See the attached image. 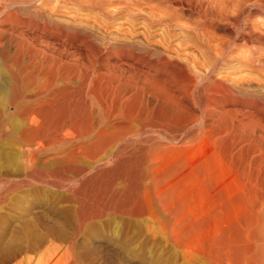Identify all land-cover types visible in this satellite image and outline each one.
<instances>
[{
	"label": "rangeland",
	"instance_id": "374dc122",
	"mask_svg": "<svg viewBox=\"0 0 264 264\" xmlns=\"http://www.w3.org/2000/svg\"><path fill=\"white\" fill-rule=\"evenodd\" d=\"M204 1L210 2L212 8L214 9L215 7L214 10L216 12H222V13L227 12L229 16H231L233 12L234 13L233 15L235 16L236 14L235 17H237L238 20L235 23L233 22L234 24L233 23L225 24V27H221L220 29L213 30L212 28L208 26V19L206 15L204 14L205 13L204 11L205 6L203 4ZM225 1L224 0H221V1L220 0H171V1L170 0H34L31 4L29 3L26 6L25 4H23L20 6L17 5L14 8H12L13 10L14 9L16 10L15 12L18 11L17 16L20 18L21 21L19 20L17 23L15 22L12 26L3 25L1 28L10 29L13 35H17V36H18V33L20 32L22 33L23 31L26 32L27 35L29 33L28 36L26 34H25L26 36L22 35L24 33H22L21 35L22 37L24 36L23 39L24 38L27 39L28 37L27 39L28 41L26 39L24 40H26L29 45H32V46H28L31 48L33 47L31 51L29 49V53H32L31 58L35 59L36 62L37 61L39 62V64L37 62L38 66H41L40 64H42V62H45L46 64H48L49 59H50L49 56L50 57L52 56L54 59L56 58L57 61L59 62L57 63L56 59L54 60L51 57L49 64H51L52 61L53 62L56 61L54 63L52 62V65H54L53 67H55V65L58 64L57 66L60 67L59 71H61V68L64 66V64L62 63H66L65 61H67V63L63 67L64 71H66L67 73H69L70 68L73 70L75 69V67H77L78 69H80L81 74L88 73V75L90 76L92 74V77L99 76L101 78H105L104 74H106L107 75V76L105 75L106 78L107 77L109 78L110 76V80H115L114 84L111 81V84L113 85V86L111 85V87L113 88V91L114 90L116 91L119 88L123 89L125 88V85L127 87V84H129V86L133 85L134 82L132 83V80L134 79V80H137L135 81L136 82L135 92L137 90V93H138V91L141 89H142L141 93L144 92L143 89H146L145 92L146 91L148 92V90H151V89L153 90V88H151V86L149 87L148 85H151L150 84L152 83L151 80H153L154 78L158 79V80L156 79L157 82H159L160 79L162 81H165L169 86L171 85L170 87L173 89H175L176 87L179 88L178 89L179 91L176 89L177 90L176 94L181 101L180 105L182 103H183L182 105L185 104V106H183L182 108L186 110L187 109L191 110L189 111L190 115L196 116V117L192 116V118L194 117L195 119V120L193 119V123L195 122L196 124L195 123L193 124L194 127L193 126L192 127L194 129L191 128V131H190L191 134H193L192 132L195 129H197L196 130L197 132L199 127L202 125L201 123H203V120L201 119H202L203 114L201 113L204 112L203 108H205L206 106L207 99L209 100L208 97L212 98V96L216 101L223 103L224 105L223 107L225 108V110L226 109L230 111L233 110L231 111L233 113L238 111L237 114L236 113L234 115L232 114V116H235L237 120L240 119V121L239 120L237 121L240 124L248 120L247 117H249V114H251L252 116L256 118L252 120L254 121L260 120L262 122H259V124L261 123L263 124L264 123V116H263L264 115L263 114L264 112L263 110L264 109V106H263L264 105V38H263V35H264V18H263L264 17V3L260 2L259 0H240L238 4H237V0H234V1L225 0ZM259 3H261L262 5H260ZM234 4L235 5L237 4V8H235V11H233L232 9L233 7H231ZM49 8L52 9V12H50L51 9L49 11L47 10ZM42 9H45V10H42ZM104 10L105 11L107 10V11L103 12ZM202 10L204 11V13L202 12ZM134 12L136 13L134 14ZM155 13L159 14L158 15L159 17H157V14ZM49 14H50V17H48ZM201 14H203V16ZM53 15L56 16L57 19H60V20L55 19L56 17H54ZM233 15L231 19L234 17ZM80 18L82 20H80ZM67 19L68 20L71 19L69 23ZM84 19H87V21L89 20L88 24L86 20H85V23L83 22ZM48 20H50L51 22ZM53 20L58 21V22H54ZM77 21H78L79 26L78 24H76ZM81 22L84 26L81 25ZM63 23L66 25H64ZM183 23L185 24L183 25ZM73 24L77 25V28H75L76 26ZM86 24L88 26L90 25L91 26L86 27ZM205 25L207 28L205 27ZM80 26L81 27L83 26V27L81 28ZM87 28L88 30H86ZM89 29H90V32H89ZM251 30L256 31V32L254 31L256 33V36L254 37L252 36L248 40V43L247 42L243 43L244 42L242 40L243 33L245 31H251ZM15 31L16 32L19 31V32L16 33ZM259 31L261 32V34ZM92 32H94V34ZM95 33L97 34L95 35ZM98 33H101L102 35L101 34L99 35ZM91 34H93L94 36ZM234 34L235 36H237L235 43L238 49L236 48L234 51H232L231 52L232 54L229 53L230 56H228V59H229V60L227 59L228 62L226 61L227 63L225 62L223 63L224 65H220L217 71L210 72L205 79H199V78L197 79V76L195 74L196 73L195 67L198 66L197 63L199 64L203 63L202 66L199 65L198 66L199 68L197 67L198 71H202L206 67H208L209 59L211 60V58L214 56L213 52L211 51L212 46L219 40H221L220 42L222 43L226 42L228 35L234 36ZM168 35H171V36H168ZM224 35L226 36L224 37ZM260 35H262L261 36L262 38H260ZM101 36H104V37H101ZM85 37L88 39H84ZM99 37L102 38L103 40L100 39ZM223 38L225 41H222ZM29 39L31 41H29ZM216 39H219V40H216ZM79 40H82V41H79ZM91 40L93 41V43L90 42ZM99 40H100V43L98 42ZM81 42L83 43L81 44ZM106 42L107 44L104 45V43ZM138 43L139 44L141 43L139 47H137ZM183 43H186L187 46ZM143 44H145V46ZM103 45L105 46V48H103L104 47ZM97 46H99V49H97L98 48ZM132 46L134 49H132ZM75 48L77 49V51ZM92 48H94V50ZM140 49H141V52L139 51ZM146 49H148L149 51L147 50L148 51L147 52ZM100 50L101 52L102 51L103 52L101 53ZM108 50L110 51V53L108 52ZM93 51L98 53L99 56L96 54L94 55ZM66 52H68L69 54L68 53L66 54ZM87 52L88 53L90 52L89 55L91 56L90 58L92 60L95 59L94 63H92L93 61H90L91 59L89 58V56L88 58L85 57L88 55ZM150 52L156 53L159 57L153 53H152L153 55L152 54L150 55ZM145 53L147 56L144 55ZM210 53L213 56H211ZM44 54L47 55L48 57H46ZM160 54L162 55L165 54L163 55L164 58ZM33 55L35 57H33ZM42 55H43V58H42ZM74 55L75 57H77L78 55V58L75 59ZM139 55L141 56L139 57ZM148 55L150 57H148ZM37 56L39 57V60L38 58H36ZM92 56L93 57L96 56V58L93 59ZM256 56L257 58L258 57L259 58L257 59ZM151 57H153L154 59L153 58L151 59ZM158 58L161 60L163 59L164 61L166 59V61L162 62ZM200 58L203 61H201ZM40 59L46 60V61H41ZM71 59L73 60L75 59L74 61H72V63L76 62V63H73V65L77 64L79 67L77 65L75 66L72 65L71 67L70 66ZM60 62L61 64L59 65ZM78 62L79 63L81 62L80 65ZM204 63H208V64L204 65ZM82 64H84L85 67ZM68 65L70 66V68ZM91 65L95 66V67H92V72L89 71V68H87L88 70L85 69L88 66L91 67ZM186 65H191V67L187 66L186 68ZM148 66L150 67L151 71L145 72L148 70L149 68ZM177 67L179 68V70ZM171 68L173 72L171 71ZM192 68L193 69L195 68V69L193 70ZM101 69H102V73L100 71ZM104 69L106 71L108 69V72H105ZM113 69H115L116 73L115 71L113 72ZM130 69H132V71ZM72 70H70V73H72ZM138 70L142 72L143 74L144 72L147 74L149 73V75L150 76L152 75L151 77H154V78L152 79L150 77L151 79L150 80L148 78L149 75L144 74L146 78L144 79V77L142 78L143 74L141 75V73ZM190 70H191V73H190L191 75L189 74ZM110 71L112 73V76L114 74L115 75L121 74V76L114 75L112 78L111 75H108ZM99 73L100 75L101 74L103 75L100 76ZM139 73L141 76L139 75ZM162 74L166 76L163 77ZM169 74L170 75L173 74V75L170 76ZM223 74H225L226 76ZM183 75L185 76L183 77ZM136 76L138 79H136ZM189 76L190 77L193 76L195 79L193 77L192 78L196 82L194 86L195 91L193 90L192 92L193 96L192 94L190 95L187 94V92L190 90L188 87L189 85H191L189 83L194 82V81L191 82L192 78L190 79ZM215 76L219 77L218 80ZM222 76H224L223 77L224 80L221 78ZM140 77L142 78L141 81L142 83H144V86L141 85L142 83H140L139 81ZM127 78L131 79L130 80L131 84H130V81L124 80ZM209 78L210 80H207ZM211 78L212 79L216 78L215 82L223 85L219 87L224 88L225 92L227 90V93L223 92L225 93L223 94L222 93L223 89L221 88L222 89L221 91V89L218 87L215 89L218 91V94L220 93L219 95L217 93L216 95L214 94V92H217L215 89H212L211 91L209 90L211 92L210 94L208 89H211V88L210 87L206 88V86L209 83L211 84L213 82ZM238 78L239 79L241 78V80H239ZM143 79L146 82L143 81ZM148 79L150 81L149 84L147 81ZM187 80H189L188 83H187ZM125 81L129 83H125ZM230 81L231 83L233 81L234 85L227 83ZM236 81L238 82L236 83ZM165 82H159V84L161 83L164 84ZM184 84H186V87H184ZM140 85L142 87H139ZM168 85L166 86L168 87ZM238 87L241 89H238ZM202 88L206 90V92ZM199 89L201 90L200 92H199ZM152 90L149 91L150 93L148 92L145 94L152 95L151 93H153L155 97L160 98L158 101L163 99L162 98L163 95L160 94V92L158 93V95L160 94L162 97L161 96L159 97L157 93L155 94V91L154 90L152 91ZM183 90L185 91V93L183 92ZM196 90L198 92H196ZM213 90L214 92H212ZM201 92H204V93L201 94ZM178 93L179 94L181 93L183 97L181 95L179 96ZM206 95H207V98H205ZM184 97L187 100H190L191 98L192 99L196 98V99H194L191 102L190 101L188 102L187 100L185 101ZM201 97L204 98V100ZM213 98L212 100H214ZM192 106L194 108L195 107L197 108L194 109ZM192 110L193 112L196 110L195 114L192 112ZM198 112H200L201 115ZM259 112H261L262 114ZM242 116L244 117L247 116V117L244 118ZM241 117L242 119L243 118L244 119L242 120ZM196 118L199 123L196 121ZM251 118L252 117L250 116V120ZM95 121H97V119H95ZM156 122L157 120H154V122L153 120L152 121L150 120L149 124L151 123L150 125L151 126L153 125L152 128L153 129L156 128L157 131L153 132L154 130H150V131L146 130L147 134L144 131L143 134L141 133L142 135L139 136L140 138L136 137L134 134H130L128 137L130 138L131 136V139H130L131 141L129 140L130 143L128 145L127 143H124V145H121L122 143L118 145H113L111 142L112 137L104 139L105 142H103L104 140H102L101 142L103 143L100 142V145L98 143L96 144L97 146L95 145L96 147L92 146L90 148L91 150L90 149L88 150V155H84L82 158L79 157L78 159H76V163H75L76 168H74V165L73 166L71 165L72 163L66 162L67 166L70 165V167L68 166L67 168V169L70 168L68 171H62L60 169L59 166L63 164L62 161L59 160L60 163H58L57 160H56L57 162H54V158L56 156L54 157L53 152L52 153L49 152V154L47 153L46 154L47 156L45 155L46 157L37 158L38 161L35 159L31 163L32 164L31 165L29 162H26V161L24 162V160L20 156L13 154V152L18 149L19 147L18 145H14V144L9 145L8 142L1 140L0 141V146H1L0 147V264H61V263L62 264H71V263L72 264H215L217 263L214 261L220 260L219 255H217L218 257L217 259H215L216 257H215L214 252H212L214 255L211 254V251L213 249L211 250L207 248L208 244L206 242L209 236L208 234H210L209 231L210 230L212 231V228H214V226L212 225L213 222L220 218V213L216 212L218 213V215L214 214V211L218 210V207H219V203H217L218 198L217 200L215 199V196H217V194L215 195V193L218 192L217 189L220 183L217 184L216 182H214V180L217 177H218L217 179H219L220 177V179L219 180L216 179V181L217 182L221 181V184L224 183L225 185L226 178L222 174V171H218V170L217 172L215 170L217 177H215L213 173V176H214L213 181H212V177H209L208 175L207 176L205 175V177L201 178L202 174L201 175H198V173L193 174L191 168L198 166V164L200 165V162L203 160V158L208 157L207 155H209L210 153V145H208V143H203L205 148H203V145L202 146L198 145V147L194 146L192 149H196L195 151L190 150V149L179 151L177 152L179 156L178 155L177 157L175 156L176 158L173 157L176 154V151L175 153L174 151L169 153L168 155L171 158L168 156V159L166 157L163 159L164 161L163 160L161 161L163 164H165L164 167L166 166L167 163H168L167 165H170V166H166V168L171 167L170 168L171 171L168 168L169 172L167 171V169L166 170L164 169L165 171L159 172V174L155 173V175L153 173H151V175L150 173L149 174L145 173L143 171L144 169H146L144 168V165L146 164L145 167H147V164H150V163L148 160L142 158L143 156L145 157L147 154V151H145L144 149L148 150L149 147L152 148L153 145L155 146L156 144H158L157 143L158 141H160L159 144L164 143L165 138L162 137V135L167 136L169 133L175 134V131H171V130H176L173 128L174 124L173 126L171 124L170 125L171 127L169 126L170 128H168V125L163 123L162 121H158L160 124L157 122L160 126ZM154 123H156V125H154ZM256 123H258V121H256ZM196 125L198 127H196ZM260 127L261 126L255 127L253 129L255 139H258L259 137H263L264 139V132L263 133L259 132L264 127V124L262 128ZM163 128H164V131H163ZM257 128H260V130H257ZM149 133L154 135V136L150 135L153 138L149 136ZM156 133L158 136L156 135ZM258 134L260 135L259 137H258ZM171 135L173 134H169V136ZM177 137H178L177 139H179L180 136L177 135ZM183 137L185 138V136ZM132 140L133 142L135 140L134 143L136 144V146L132 142ZM145 140L151 143L154 141L153 142L154 144L152 145L151 143L147 144V142L146 143L143 142ZM82 141H85V140H82ZM130 144H132V146L129 147ZM11 145L12 147H15L13 149H16V150H13L11 147H9ZM110 145L111 146L113 145L112 147L114 146L115 147L112 149ZM138 145L140 147L142 146L143 147L139 148ZM104 146H106V148ZM119 146H123L122 151L120 150L122 148ZM62 147L65 148L66 145ZM124 148H126V150ZM137 148L142 149V150H139ZM8 149L11 152L7 151ZM136 149L138 150V152H136ZM92 150L99 152L97 153L98 156H94ZM105 150H108L110 152L113 151V152L106 153L107 151ZM127 150L130 151L131 153L128 152ZM2 151H4V154H1ZM103 151H104V154H103ZM126 151L128 152V154L126 153ZM9 152L12 155L11 154L9 155ZM180 152L181 153L184 152V153L181 154ZM105 153L108 155H106ZM143 153L144 154L146 153V154L142 155L141 157V154ZM172 153L174 155L171 156ZM200 153L202 154L200 155ZM105 155L108 156L107 158L109 159L106 158L107 159L106 160ZM119 155H121L120 158H119ZM132 155L134 156V158L136 157V155L140 157L139 158L136 157V159H134V158H131L133 157ZM48 156L50 157V160ZM100 156L102 157L104 156L103 159L102 157L100 158ZM111 157H114V158L112 159ZM172 157H173V160H172ZM83 158L85 161L82 160ZM86 158L88 161H86ZM90 158H91V161H89ZM40 159H43V160H40ZM95 159H98V160H96L95 162ZM133 159L135 161H137V159H140L141 161L144 159L146 163H144V160L142 163L139 160L140 162L139 163V162L132 161ZM166 159L167 161L165 163ZM169 160L173 162L169 163ZM188 160H190L189 162L191 161L192 162L189 163ZM182 161L185 165L182 163ZM93 162H95L94 165L95 164L97 165L94 166ZM100 162H103L104 164ZM189 164L191 167L189 166ZM141 165L143 167H141ZM79 166H81L82 168H80ZM137 166H139V168L141 167L142 169L140 170ZM136 167L138 168L137 170H135ZM175 167H177V169ZM52 168L53 170H51ZM55 168H57L58 170ZM88 169H90L91 172ZM69 171H73V172H69ZM218 172L220 173V176H218L219 175ZM165 174H167V177L165 176ZM195 174L199 176L198 177L199 179L197 178ZM156 175H158V177H156ZM151 177L153 180L151 179ZM210 180L214 183H212ZM206 182H207V186H206ZM202 185H205V187H208V188H205ZM206 190L207 191L209 190V192H207ZM205 203L206 204L209 203V204L206 205ZM214 206L217 207L216 210H214L215 208ZM209 214L213 216L211 218L214 219L215 217L216 219H214L213 221H210L211 218L209 217L210 216ZM192 216L195 218H193ZM82 219L83 221L79 222V220H82ZM198 224L203 225V226L201 227ZM206 229L208 231H206ZM232 233H233L231 234L232 240H234L233 242H235V240H237L236 235L233 231ZM196 235L197 236L200 235L199 238ZM72 242L74 243L73 252L70 251ZM235 243H237V241ZM202 244L203 245L206 244L204 245L205 248L203 247ZM202 249H204L205 251ZM215 253L218 254V252H215ZM209 255H210V258L208 257ZM213 256L215 258H213ZM66 259L67 261H65Z\"/></svg>",
	"mask_w": 264,
	"mask_h": 264
},
{
	"label": "bare ground",
	"instance_id": "6f19581e",
	"mask_svg": "<svg viewBox=\"0 0 264 264\" xmlns=\"http://www.w3.org/2000/svg\"><path fill=\"white\" fill-rule=\"evenodd\" d=\"M34 0H0V141L4 140L6 142L10 144H14V145H18V149H13L15 147H11L13 150H16L13 152V154L20 156L24 162H29L30 164L37 158H42V157H46L47 153L49 154V152H53L54 154V162L60 163V161L63 162V164H61L59 166L60 169L62 171H68L69 169L68 166L70 167V165L67 166V163H72L71 165H74L75 167V163H76V159H78L79 157H83L84 155H88V150L92 147L95 146L96 144L100 142L106 138L112 137V144L113 145H124V143H127V145L130 143V138L128 137L130 134H134L136 137H139L140 135L143 134V132L146 130H154L153 132L157 131V129H153L152 126L149 124L150 120L154 122V120L158 121H162L163 123L168 125V128H170L171 124L173 126L174 129L176 130H171L173 128H171V131H175L174 133H169V134H173L171 136H169V134L167 136H163L165 138L164 143H160V141H158L155 146L153 145L152 148L149 147V149H144L145 151H147L146 154V158L142 155H145L144 153L141 154V157L148 160L150 164H147V167H145L144 165V169L143 171L147 174L153 173L155 175V173L159 174V172L165 171L167 169V171L171 168L168 167L166 168V166H170L167 165L164 167L165 164H163L161 161L167 157L168 159V154L171 153L172 151H176V154L174 155L173 153L171 154L174 155L173 157H177V152L179 151H184L187 149L190 150H196V149H192L194 146L200 145L202 146L203 143H208V145H210V153L209 155H207L208 157L203 158V160L200 162V165L198 164V166H195L193 168H191L193 174L194 173H198V175H201L203 177H205V175L212 177V181H213V173L215 175V177H217L215 170L217 172L218 171H222V174L225 176L226 178V183L224 185V183L221 184V181H216V178L214 180V182H216L217 184L220 183L217 191V193H215V195L217 194V196H215V199L218 201L217 203H219V207L218 210H216L217 207L214 208V214L218 215V213H220V218L218 220H215L213 222V226L214 228H212V231L210 230L208 234V239H207V244L209 249H213L211 251V254H213L212 252H214L215 257L213 256V258L217 259V255H219L220 260H216L214 262H217L215 264H264V139L263 137H259L260 135L258 134V139H255L254 137V133H253V129L255 127H259L260 128L263 127V124H259V122H262L260 120H256L258 121V123H256V121L252 120V119H256L254 116H252L251 114H249L248 120L244 121L243 123H239L237 122L238 120L240 121V119H236L235 116H232V114L234 115L235 113L237 114V112H231L233 110H225V108L223 107V103L216 101L213 96L212 98L214 100H212V98L208 97L209 100L207 99L206 101V106L204 109V112L201 113L203 114L202 119L203 123H201L198 131L196 132L197 129H195L191 134V128L194 127V123H193V119L192 116L195 115H190L189 111L191 110H186L183 109L182 107L185 106L184 105H180L181 101L179 99V97L177 96V90L179 88H171L165 81H162L161 79L159 80V82H165L164 84L161 83L159 84V82L156 81V79L154 77H151L149 75V73H145V72H150L151 69L150 67L148 68L147 71L144 72V74L149 75V79L150 77L156 82H154L153 80L152 83H150L149 79L148 84L150 83L151 85H148L149 87L151 86V88H153V90L155 91V94L160 92V94L163 95V97L159 94L158 96L162 97L163 99H161L160 101H158L160 98L155 97L153 93L150 94H145L148 93L151 90H148V92L144 90V94L141 93V90L138 91L137 90L135 92V84L137 80H132L133 85L127 84V87L125 85V88L123 89H117L116 91H113V88L111 87V81L114 84L115 80H110V76L109 78H106V74H104L105 78H101L99 76H94L92 77L88 75V73H82L80 69H78L77 67H75V69H71L70 66L72 67L73 62L77 57H75V59H71V65L69 66L70 70H72V73H67L66 71H64V66L67 63V61H65L66 63H62L64 64V66L61 68V71H59V66L55 65V67H53L54 65H52L50 63V59L51 57L49 56V63L46 64L45 62H42V64H40L41 66H38L37 62L35 61V59L31 58L32 53H29V49L31 51V47L28 46H32L29 45L27 43V39L24 40L22 35H27L26 32H22L24 34H22L21 32L18 33L17 35H13L12 31L10 29H2L1 27L3 25H10L12 26L15 22L17 23L20 18L17 16V12H15L16 10L12 9L15 6H20L25 4V6L27 4H31ZM171 1V0H170ZM221 1V0H220ZM225 1V0H224ZM230 1V0H229ZM234 1V0H233ZM260 2L264 3V0H259ZM129 2V1H128ZM164 2V1H163ZM167 2V1H166ZM226 2V1H225ZM224 2V3H225ZM240 2V0H237V4ZM125 3V2H124ZM130 3V2H129ZM251 3V2H250ZM128 4V3H127ZM204 11L202 10V12L206 15L207 19H208V26L210 28H212L213 30L215 29H220L221 27H225V24H230V23H235L238 19L235 14V16L233 15L234 13L232 12L231 16H229V14L226 13H222V12H216L211 6L210 2H205L204 1ZM230 4V3H229ZM237 4L231 6L233 7V11H235V8H237ZM252 4V3H251ZM255 4V3H253ZM260 5H262L261 3H259ZM33 5V4H32ZM247 5V4H246ZM31 6V5H30ZM216 6V5H215ZM253 6V5H252ZM23 7V6H22ZM21 7V8H22ZM29 7V6H28ZM192 7V6H191ZM229 7V8H231ZM20 8V7H19ZM45 8V7H44ZM54 8V7H53ZM115 8V7H114ZM174 8V7H173ZM181 8V7H180ZM249 8V6H248ZM255 8V7H253ZM25 9V8H24ZM23 9V10H24ZM36 9V8H35ZM51 8L47 9L48 11ZM107 9V8H106ZM111 9V8H110ZM152 9V8H151ZM247 9V8H246ZM38 10V9H37ZM45 10V9H42ZM108 10V9H107ZM106 10V11H107ZM131 10V9H130ZM137 10V9H136ZM135 10V11H136ZM194 10V8H193ZM218 10V9H217ZM248 10V9H247ZM41 11V10H40ZM105 10L103 12H106ZM156 11V10H155ZM198 11V10H197ZM215 11V12H214ZM222 11V10H221ZM249 11V10H248ZM26 12V11H25ZM43 12V11H42ZM50 12H52V9L50 10ZM201 12V13H202ZM244 12V10H243ZM20 13V12H19ZM22 13V12H21ZM27 13V12H26ZM34 13V12H33ZM49 13V12H48ZM102 13V12H100ZM112 13V12H111ZM136 12H134L135 14ZM147 13V12H146ZM151 13V12H150ZM192 13V12H191ZM197 13V12H196ZM246 13V12H245ZM38 14V13H37ZM44 14V13H42ZM41 14V15H42ZM51 14V13H50ZM50 14L48 17H50ZM55 14V13H54ZM104 14V13H103ZM132 14V13H131ZM142 14V13H141ZM157 14V13H155ZM195 14V13H194ZM250 14V13H249ZM23 15V14H22ZM48 15V14H47ZM74 15V14H73ZM79 15V14H78ZM100 15V14H98ZM112 15V14H111ZM133 15V14H132ZM153 15V14H152ZM159 14H157V17ZM200 15V14H199ZM203 16V14H201ZM232 15L234 16L232 19ZM20 16V15H19ZM35 16V15H34ZM38 16V15H37ZM54 16V15H53ZM82 16V15H81ZM86 16V15H85ZM134 16V15H133ZM150 16V15H149ZM170 16V15H169ZM188 16V15H187ZM250 16V15H249ZM22 17V16H21ZM29 17V15H28ZM43 17V16H42ZM47 17V19H48ZM56 17V16H54ZM84 17V16H83ZM156 17V18H157ZM197 17V16H196ZM205 17V16H204ZM203 17V19H204ZM246 17V16H245ZM253 17V16H252ZM26 18V17H25ZM31 18V17H30ZM36 18V17H35ZM59 18V17H58ZM102 18V17H101ZM249 18V17H248ZM264 18V17H263ZM57 19V17L55 18ZM150 19V18H149ZM159 19V18H158ZM194 19V18H192ZM198 19V18H197ZM206 19V20H207ZM28 20V19H27ZM51 20V18H50ZM48 20V21H50ZM60 20V19H57ZM71 20V19H70ZM70 20L67 19L68 23L70 22ZM76 20V19H75ZM80 20H82L80 18ZM85 20L88 24L87 19H84V23ZM93 20V19H92ZM151 20V19H150ZM157 20V19H155ZM160 20V19H159ZM21 21V20H20ZM30 21V20H29ZM32 21V20H31ZM38 21V20H37ZM54 22H58L53 20ZM66 21V20H65ZM66 21V22H67ZM73 21V20H72ZM79 21V19H78ZM78 21L76 24H78ZM163 21V20H162ZM243 21V19H242ZM248 21V20H247ZM35 22V21H34ZM51 22V21H50ZM49 22V23H50ZM131 22V21H130ZM151 22V21H150ZM206 22V21H205ZM29 23V22H28ZM39 23V22H38ZM75 23V21H74ZM233 23V24H234ZM241 23V21H240ZM35 24V23H34ZM41 24V23H40ZM60 24V22H59ZM64 24V23H63ZM86 24V27L88 26ZM90 24V23H89ZM185 23H183L184 25ZM197 24V23H196ZM247 24V23H246ZM66 25V24H64ZM69 25V24H68ZM67 25V26H68ZM72 25V24H70ZM75 25V24H73ZM81 25L82 22H81ZM165 25V24H164ZM170 25V24H169ZM182 25V24H181ZM187 25V24H186ZM239 25V24H238ZM45 26V25H44ZM51 26V24H50ZM55 26V25H54ZM77 28V25H75ZM79 26V24H78ZM84 26V25H83ZM82 26V27H83ZM91 26V25H90ZM88 26V27H90ZM94 26V25H93ZM144 26V25H143ZM250 26V25H249ZM73 27V26H71ZM81 27V26H80ZM81 27V28H82ZM84 27V28H86ZM170 27V26H169ZM172 27V26H171ZM184 27V26H183ZM206 27V25H205ZM231 27V26H230ZM240 27V26H239ZM12 28V27H10ZM43 28V27H42ZM103 28V27H102ZM207 28V27H206ZM249 28V27H248ZM258 28V27H257ZM27 29V28H26ZM37 29V28H36ZM45 29V28H44ZM172 29V28H171ZM174 29V28H173ZM184 29V28H183ZM234 29V28H233ZM254 29V28H253ZM260 29V28H259ZM34 30V29H33ZM74 30V29H73ZM88 30V28L86 29ZM168 30V29H167ZM178 30V29H177ZM188 30V29H187ZM186 30V31H187ZM77 31V30H76ZM92 31V30H91ZM127 31V30H126ZM133 31V30H132ZM135 31V30H134ZM230 31V30H229ZM255 30H251V31H245L243 33V43H248V40L253 36H256V31ZM56 32V31H55ZM60 32V31H59ZM73 32V31H71ZM82 32V31H81ZM80 32V33H81ZM90 32V29H89ZM111 32V31H110ZM109 32V33H110ZM260 32V31H259ZM258 32V33H259ZM263 32V31H262ZM67 33V32H66ZM86 33V32H84ZM88 33V31H87ZM94 34V32H92ZM116 33V32H114ZM145 33V32H144ZM189 33V32H188ZM214 33V32H213ZM22 34V35H21ZM91 34V35H93ZM97 33H95L96 35ZM99 35L101 33H98ZM227 34V33H226ZM261 34V32H260ZM21 35V36H20ZM25 35V36H26ZM29 35V33H28ZM27 35V36H28ZM31 35V34H30ZM87 35V34H86ZM85 35V36H86ZM102 35V34H101ZM237 35V34H236ZM263 35V34H262ZM260 35V38H262ZM66 36V35H65ZM70 36V35H69ZM94 36V35H93ZM98 36V35H97ZM123 36V35H122ZM160 36V35H159ZM171 36V35H168ZM182 36V35H181ZM196 36V35H195ZM207 36V35H206ZM205 36V37H206ZM212 36V35H211ZM210 36V37H211ZM226 35H224L225 37ZM76 37V35H75ZM88 37V36H87ZM104 37V36H101ZM155 37V36H154ZM184 37V36H183ZM191 37V36H190ZM189 37V38H190ZM215 37V36H214ZM30 38V37H29ZM82 38V37H80ZM100 38V37H99ZM98 38V39H99ZM162 38V37H161ZM185 38V37H184ZM194 38V37H193ZM212 38V37H211ZM209 38V39H211ZM217 38V37H216ZM220 38V37H218ZM236 38L237 36L233 35H228V41L226 39V42H220L221 40H219L218 42H216L213 46H212V52L214 54L210 55L213 56L211 58V60L209 59L208 63H204V65L208 64V67H206V71L204 68V70L202 71H198L197 69L199 68L198 66H202V64L197 63L198 66H194L196 68V76L197 79H205L208 74L210 72H214L217 71L218 67L220 65H224L223 63H225L226 61L228 62V56L229 53H231L232 51H234L236 48L238 49L237 45H236ZM264 38V35H263ZM31 39V38H30ZM29 39V41H31ZM64 39V38H63ZM84 39H88V38H84ZM83 39V41H84ZM94 39V37H93ZM97 39V40H98ZM102 39V38H100ZM130 39V38H129ZM140 39V38H139ZM181 39V38H180ZM196 39V38H195ZM215 39V38H214ZM67 40V39H66ZM96 40V39H95ZM103 40V39H102ZM101 40V41H102ZM138 40V39H137ZM182 40V39H181ZM213 40V39H211ZM215 40V41H216ZM253 40V39H252ZM260 40V39H259ZM82 41V40H79ZM78 41V42H79ZM86 41V40H85ZM89 41V40H87ZM108 41V40H107ZM222 41H225L224 38ZM238 41V40H237ZM262 41V40H261ZM90 42L93 43V41L91 40ZM100 43V40L98 41ZM105 42V41H103ZM210 42V41H209ZM251 42V41H250ZM83 42H81L82 44ZM102 43V42H101ZM157 43V42H156ZM241 43V42H240ZM95 44V43H94ZM98 44V43H97ZM107 44L104 43V45ZM110 44V43H109ZM132 44V43H131ZM135 44V43H134ZM141 44V43H140ZM139 43L137 44L139 47L140 45ZM158 44V43H157ZM156 44V45H157ZM186 45V43H183ZM207 44V43H206ZM213 44V42H212ZM96 45V44H95ZM103 45V46H104ZM127 45V43H126ZM145 46V44H143ZM142 45V46H143ZM160 45V43H159ZM211 45V44H210ZM78 46V45H77ZM83 46V45H82ZM86 46V45H85ZM84 46V47H85ZM89 46V45H88ZM111 46V45H110ZM113 46V45H112ZM130 46V45H129ZM187 46V45H186ZM246 46V45H244ZM87 47V46H86ZM85 47V48H86ZM99 49V46H97ZM166 47V46H165ZM178 47V46H177ZM176 47V48H177ZM90 48V47H89ZM105 48V46L103 47ZM129 48V47H128ZM127 48V49H128ZM146 48V47H145ZM187 48V47H186ZM76 49V48H75ZM88 49V48H87ZM94 50V48H92ZM132 49L133 46H132ZM150 49V48H148ZM146 49V51L148 50ZM162 49V47H161ZM175 49V48H174ZM111 50V49H110ZM125 50V49H124ZM156 50V49H155ZM190 50V49H189ZM65 51V50H64ZM77 51V49H76ZM75 51V53H76ZM79 51V49H78ZM82 51V50H81ZM87 51V50H86ZM107 51V50H105ZM113 51V50H112ZM121 51V50H120ZM141 52V49L139 50ZM149 51V50H148ZM147 51V52H148ZM153 51V50H152ZM159 51V50H158ZM161 51V50H160ZM180 51V50H179ZM35 52V51H34ZM85 52V50H84ZM91 52V50H90ZM89 52V53H90ZM94 55H98V53H96L95 51ZM101 52V50H100ZM103 52V51H102ZM101 52V53H102ZM108 52L110 53V51L108 50ZM107 52V53H108ZM169 52V51H168ZM175 52V51H174ZM68 52H66L67 54ZM79 53V52H77ZM88 53V52H87ZM86 53V54H87ZM85 56L86 58L91 57L90 55ZM112 53V52H111ZM131 53V52H130ZM137 53V51H136ZM153 52H150V55ZM184 53V52H183ZM187 53V52H186ZM31 54V55H30ZM65 54V55H66ZM69 54V53H68ZM85 54V53H84ZM93 54V53H92ZM139 54V53H138ZM137 54V55H138ZM156 54V53H153ZM152 54V55H153ZM199 54V52H198ZM197 54V55H198ZM207 54V53H206ZM232 54V53H231ZM45 55V54H44ZM104 55V54H103ZM102 55V56H103ZM107 55V54H106ZM142 55V54H141ZM139 55V57L141 56ZM146 55V53L144 54ZM157 55V54H156ZM154 55V56H156ZM162 55V54H160ZM165 55V54H163ZM162 55V56H163ZM182 55V54H181ZM39 56V54H38ZM38 58L39 60V57ZM41 56V55H40ZM46 57H48L47 55H45ZM99 56V55H98ZM147 56V55H146ZM158 56V55H157ZM193 56V55H192ZM190 56V57H192ZM33 57H35L33 55ZM93 57V56H92ZM135 57V56H134ZM148 57H150L148 55ZM159 57V56H158ZM161 57V56H160ZM187 57V56H185ZM238 57V56H237ZM43 58V55H42ZM53 58V57H52ZM71 58V57H69ZM73 58V56H72ZM96 58L93 57V59ZM130 58V56H129ZM147 58V57H146ZM153 57H151L152 59ZM157 58V57H156ZM164 58V56H163ZM203 58V57H201ZM200 58V59H201ZM254 58V57H253ZM257 58V56H256ZM259 58V57H258ZM257 58V59H258ZM54 59V58H53ZM56 59V58H55ZM54 59V60H55ZM91 59V58H90ZM128 59V58H127ZM150 59V60H151ZM154 59V58H153ZM159 59V58H158ZM157 59V60H158ZM181 59V58H180ZM228 59V60H227ZM231 59V58H230ZM41 60V59H40ZM69 60V59H68ZM87 60V59H86ZM95 60V59H94ZM94 60H90L93 61L92 63H94ZM100 60V59H99ZM138 60V59H137ZM136 60V61H137ZM141 60V59H140ZM143 60V59H142ZM146 60V59H144ZM161 60V59H159ZM169 60V59H168ZM246 60V59H245ZM41 61H46V60H41ZM40 61V63H41ZM57 61V59H56ZM54 61V62H56ZM62 61V60H61ZM89 61V60H88ZM87 61V62H88ZM132 61V60H131ZM162 62L164 61L163 59L161 60ZM166 61V59H165ZM164 61V62H165ZM201 61H203L201 59ZM48 62V61H47ZM53 62V63H54ZM59 61H57L58 63ZM64 62V61H63ZM100 62V61H99ZM143 62V61H142ZM148 62V61H147ZM160 62V61H159ZM205 62V61H204ZM207 62V61H206ZM226 62V63H227ZM44 63V64H43ZM79 63V62H78ZM81 63V62H80ZM79 63V65H80ZM101 63V62H100ZM181 63V62H180ZM193 63V62H192ZM257 63V62H256ZM56 64V63H55ZM61 64V62L59 63V65ZM70 64V63H68ZM102 64V63H101ZM107 64V63H106ZM142 64V63H141ZM144 64V63H143ZM77 64H74L73 66H75ZM84 66V64H82ZM89 65V64H88ZM95 65V64H94ZM98 65V64H97ZM103 65V64H102ZM105 65V63H104ZM138 65V64H137ZM140 65V64H139ZM152 65V64H151ZM178 65V64H177ZM183 65V64H181ZM192 65V64H191ZM191 65H186L190 66ZM196 65V64H195ZM203 65V66H204ZM78 66V65H77ZM87 66V64H86ZM90 66V65H89ZM86 67L85 69L89 68V71L92 72V67H95L93 65H91V67ZM141 66V65H140ZM79 67V66H78ZM82 67V66H81ZM85 67V66H84ZM83 67V68H84ZM109 67V66H108ZM133 67V66H132ZM153 67V66H152ZM151 67V68H152ZM155 67V66H154ZM179 67V66H178ZM177 67V68H178ZM182 67V66H180ZM184 67V66H183ZM188 67V68H190ZM198 67V68H197ZM205 67V66H204ZM223 67V66H222ZM67 68V67H66ZM74 68V67H73ZM82 68V69H83ZM91 68V69H90ZM107 68V67H106ZM105 68V69H106ZM110 68V67H109ZM140 68V67H139ZM146 68V67H145ZM194 68V69H195ZM208 68V69H207ZM104 69V70H105ZM156 69V68H155ZM184 69V68H183ZM193 69V68H192ZM193 69V70H194ZM66 70V69H65ZM88 70V69H87ZM96 70V69H95ZM132 71V69H130ZM144 70V69H143ZM154 70V69H153ZM170 70V69H168ZM175 70V69H174ZM179 70V68H178ZM187 70V69H186ZM185 70V71H186ZM68 71V70H67ZM86 71V70H85ZM102 73V69L100 70ZM99 71V72H100ZM115 71V69H113V72ZM137 71V70H136ZM139 71V70H138ZM172 71V68H171ZM181 71V70H180ZM178 71V72H180ZM188 71V70H187ZM222 71V70H221ZM239 71V70H238ZM87 72V71H86ZM97 72V71H96ZM105 72H108L105 70ZM122 72V71H121ZM140 72V71H139ZM169 72V71H168ZM173 72V71H172ZM193 72V71H192ZM195 72V71H194ZM220 72V71H219ZM104 73V71H103ZM111 73V71H110ZM108 75L112 76V73ZM116 73V71H115ZM118 73V71H117ZM141 75L143 74L142 72H140ZM139 73V75H140ZM154 73V72H153ZM175 73V72H174ZM183 73V72H182ZM191 73V70L189 72V74ZM217 73V72H216ZM98 74V73H97ZM130 74V73H129ZM142 76V78L145 76ZM194 74V73H192ZM228 74V73H227ZM100 75V73H99ZM103 75V74H101ZM100 75V76H101ZM106 75V76H105ZM115 75V74H114ZM113 75V76H114ZM116 75H120L121 74H116ZM115 75V76H116ZM140 75V76H141ZM158 75V73H157ZM163 75V74H162ZM170 75V74H169ZM173 75V74H171ZM170 75V76H171ZM191 75V74H190ZM217 75V74H216ZM220 75V73H219ZM225 75V74H223ZM112 76V78H113ZM127 76V75H126ZM166 75H163V77ZM185 75H183L184 77ZM188 76V74H187ZM186 76V77H187ZM226 76V75H225ZM103 77V76H102ZM168 77V76H167ZM190 77V76H189ZM193 77V76H192ZM190 77V79L192 78ZM210 77V76H209ZM214 77V76H212ZM218 80L219 77L215 76ZM224 76H222L221 78L223 79ZM111 78V79H112ZM142 78L140 77L139 81L140 83H142ZM194 78V77H193ZM193 78L191 79V82L194 81ZM212 79L213 82L210 84H205L207 85L206 88H211L208 89V91L218 88L219 86H223L221 84H218L217 82H215V79ZM128 79V78H127ZM124 79L126 81H130L131 79ZM136 79L137 76H136ZM143 79V81H145ZM195 79V78H194ZM239 79V78H238ZM237 79V80H238ZM123 80V81H124ZM158 80V79H157ZM207 80H210L207 79ZM224 80V79H223ZM231 80V79H230ZM241 80V78L239 79ZM249 80V79H248ZM118 81V79H117ZM122 81V79H121ZM125 83H129L126 82ZM138 81V82H139ZM177 81V80H176ZM189 80H187L188 83ZM204 81V80H203ZM146 82V81H145ZM179 82V81H178ZM199 82V80H198ZM209 82V81H208ZM211 82V81H210ZM221 82V81H220ZM235 82V81H234ZM238 81H236L237 83ZM120 83V82H118ZM122 83V82H121ZM169 83V82H168ZM180 83V82H179ZM195 81L192 83H189L191 85H189V91L187 92V94H192L193 96V90H194V86H195ZM203 83V82H202ZM228 84H233V81L231 83L227 82ZM226 83V84H227ZM131 84V81H130ZM138 84V83H137ZM146 84V83H145ZM117 85V83H116ZM141 85L144 86V83H142ZM139 87H142V86ZM147 85V84H146ZM168 85V87L166 86ZM234 85V84H233ZM240 85V84H239ZM113 86V85H112ZM115 86V85H114ZM134 86V87H132ZM173 86V85H172ZM203 86V85H202ZM227 86V85H226ZM241 86V85H240ZM253 86V85H252ZM117 87V86H116ZM124 87V86H123ZM137 87V86H136ZM147 87V86H146ZM174 87V86H173ZM184 87H186V84H184ZM201 87V86H200ZM228 87V86H227ZM230 87V86H229ZM237 87V85H236ZM259 87V86H258ZM115 88V87H114ZM118 88V87H117ZM199 88V87H198ZM220 89L222 87H219ZM232 88V87H231ZM249 88V87H248ZM251 88V87H250ZM137 89V88H136ZM177 89V90H176ZM184 89V88H183ZM186 89V88H185ZM203 89V88H202ZM223 89V91H222ZM221 91L222 93L225 92L224 88H222ZM227 89V88H226ZM230 89V88H229ZM236 89V88H235ZM238 89H241L238 87ZM152 90V91H153ZM176 90V91H174ZM204 90V89H203ZM216 90V89H215ZM179 91V90H178ZM182 91V89H181ZM180 91V92H181ZM187 91V90H186ZM195 91V90H194ZM201 90L199 89V92ZM206 92V90H204ZM209 91V93L211 94V92ZM217 91V90H216ZM220 91V90H219ZM232 91V90H231ZM237 91V90H236ZM183 92L185 93V91L183 90ZM196 92H198L196 90ZM214 92V90L212 91ZM238 92V91H237ZM150 93V92H149ZM204 92H201V94ZM217 92H214V94L216 95ZM227 93V90L226 92ZM223 93V94H225ZM233 93V92H232ZM179 94V93H178ZM197 94V93H196ZM200 94V95H201ZM220 94V93H219ZM218 94V95H219ZM181 95V93L179 94V96ZM209 95V94H208ZM214 95V97H215ZM235 95V93H234ZM182 96V95H181ZM191 96V97H192ZM203 96V95H202ZM221 96V95H220ZM219 96V97H220ZM225 96V95H223ZM238 96V95H237ZM183 97V96H182ZM181 97V98H182ZM204 97V96H203ZM222 97V96H221ZM231 97V96H230ZM202 98V97H201ZM207 98V95L206 97ZM223 98V97H222ZM183 99V98H182ZM181 99V100H182ZM185 99V97H184ZM192 99V98H191ZM187 100L185 99V101L187 100L188 102L193 101L192 100ZM204 100V98H202ZM206 100V99H205ZM183 101V100H182ZM184 101V103H185ZM233 103V102H232ZM226 104V103H225ZM231 104V103H230ZM192 105V104H191ZM205 105V104H204ZM203 105V106H204ZM234 105V104H233ZM195 106V105H194ZM264 106V105H263ZM187 107V106H186ZM184 107V108H186ZM193 107V106H192ZM199 107V106H198ZM194 108V107H193ZM197 108V107H195ZM194 108V109H195ZM202 108V107H200ZM199 108V109H200ZM192 109V108H191ZM198 109V110H199ZM236 110V109H235ZM264 110V109H263ZM196 111V110H195ZM195 111L192 112L195 114ZM200 111V110H199ZM262 112V111H261ZM259 112V113H261ZM200 114V112H198ZM243 113V112H242ZM192 114V113H191ZM200 114V115H201ZM258 114V113H257ZM262 114V113H261ZM264 114V112H263ZM255 115V114H254ZM250 116L252 117L250 120ZM264 116V115H263ZM196 117V116H195ZM198 117V116H197ZM244 117V116H242ZM241 117V119H242ZM244 117V118H246ZM254 117V118H253ZM199 118V117H198ZM243 118V119H244ZM95 119H97V121H95ZM242 119V120H243ZM195 120V119H194ZM197 121V118H196ZM148 122V123H146ZM156 122V123H157ZM161 122V123H162ZM198 122V121H197ZM201 122V121H200ZM242 122V121H241ZM246 122V124H245ZM156 123H154V125H156ZM159 123V122H158ZM157 123V124H158ZM199 123V122H198ZM147 124V125H146ZM151 126H149V125ZM160 124V123H159ZM158 124V125H159ZM176 124V125H175ZM196 124V123H195ZM162 125V124H161ZM166 125V126H167ZM160 126V125H159ZM165 126V125H163ZM170 126V127H169ZM193 126V127H192ZM157 127V126H155ZM196 127H198L196 125ZM260 128H257V130H260ZM264 128V127H263ZM262 128V129H263ZM194 129V128H193ZM192 129V130H193ZM260 130L259 132H264L263 130ZM161 130V129H160ZM128 131V132H126ZM162 131V130H161ZM164 131V128H163ZM169 131V130H168ZM152 132V131H151ZM152 132V133H153ZM166 132V130H165ZM142 133V134H141ZM159 133V132H158ZM145 134V133H144ZM147 134V132H146ZM161 134V133H160ZM159 134V135H160ZM166 134V133H165ZM180 136L179 139H177V135ZM153 135L151 133H149V136ZM157 135V133H156ZM144 136V135H143ZM142 136V137H143ZM147 136V135H146ZM148 136V137H149ZM154 136V135H153ZM158 136V135H157ZM161 136V135H160ZM185 136V138L183 137ZM262 136V135H261ZM151 137V136H150ZM183 137V138H181ZM140 138V137H139ZM147 138V137H146ZM153 138V137H151ZM142 139V138H141ZM148 139V138H147ZM150 139V138H149ZM85 140V141H82ZM130 140V141H129ZM138 140V139H137ZM144 140V139H143ZM162 140V141H163ZM149 141V140H148ZM3 142V141H2ZM105 142V140L103 141ZM101 142V143H103ZM108 142V141H107ZM106 142V143H107ZM133 142V140H132ZM135 142V140H134ZM133 142V143H134ZM142 142V141H141ZM143 142H147V140L143 141ZM154 142V141H153ZM151 142H147L154 144ZM5 143V142H4ZM6 143V144H8ZM109 144V143H108ZM135 144V143H134ZM133 144V145H134ZM138 144V143H137ZM66 145L65 148H63L62 146ZM105 145V144H104ZM112 145V146H113ZM143 145V143H142ZM207 145V144H206ZM55 146V147H54ZM97 146V145H96ZM95 146V147H96ZM102 146V145H101ZM111 146V145H110ZM111 146V147H112ZM126 146V145H125ZM132 146V144L129 145V147ZM136 146V144H135ZM139 146V145H138ZM145 146V144H144ZM147 146V145H146ZM149 146V145H148ZM199 146V148H200ZM1 147V146H0ZM3 147V146H2ZM8 147V148H9ZM54 147V148H53ZM106 148V146H104ZM102 147V148H104ZM110 147V148H111ZM115 147V146H114ZM112 147V149L114 148ZM122 149H120L121 151L123 150V146H119ZM127 147V146H126ZM143 147V146H142ZM139 146V148H142ZM7 148V147H6ZM98 148V147H97ZM137 148V149H139ZM196 148V147H195ZM203 148L204 145H203ZM202 148V149H203ZM11 149V150H12ZM94 149V147H93ZM108 149V148H107ZM117 149V148H116ZM119 149V148H118ZM126 150V148H124ZM136 149V152H138V150ZM91 150V149H90ZM111 150V149H109ZM135 150V148H134ZM142 150V149H139ZM7 151H10L9 149ZM93 151V155L94 156H98L97 151ZM106 153L110 152L108 150ZM119 151V152H121ZM128 151V150H127ZM126 153L128 154V151ZM193 151V153H194ZM11 152V151H10ZM9 152V155L11 154ZM113 152V151H111ZM110 152V153H111ZM118 152V151H117ZM116 152V153H117ZM198 152V150H197ZM91 153V152H89ZM105 153V154H106ZM115 153V154H116ZM131 153V152H130ZM129 153V154H130ZM141 153V151H140ZM139 153V154H140ZM181 153V152H180ZM184 153V152H182ZM181 153V154H182ZM1 154H4V151H2ZM7 154V153H6ZM101 154V153H100ZM104 154V151H103ZM120 154V153H119ZM123 154V153H121ZM137 154V153H136ZM192 154V153H191ZM189 154V155H191ZM199 154V153H198ZM202 153H200L201 155ZM208 154V153H206ZM12 155V154H11ZM46 155V156H45ZM108 155V154H106ZM105 155V156H106ZM117 155V154H116ZM115 155V156H116ZM193 155V154H192ZM199 155V156H200ZM7 156V155H6ZM112 156V154H111ZM114 156V155H113ZM121 155H119L120 158ZM133 156V155H132ZM179 156V155H178ZM49 157V156H48ZM52 157V156H51ZM102 156H100L101 158ZM104 157V156H103ZM102 157V159H103ZM108 156L105 157V159ZM136 157H138L136 155ZM136 157L134 158L136 159ZM140 157V156H139ZM138 157V158H139ZM170 157V156H169ZM172 157V160H173ZM175 157V158H176ZM182 157V156H181ZM187 157V156H186ZM198 157V155H197ZM59 158V159H57ZM99 158V157H98ZM112 159L114 157H111ZM126 158V157H125ZM130 158V159H131ZM171 158V157H170ZM174 158V160H175ZM194 158V157H193ZM192 158V159H193ZM202 158V157H201ZM94 159V158H93ZM109 159V158H107ZM106 159V160H107ZM129 159V158H128ZM132 161H135V160ZM141 159V158H140ZM140 159H137V161L135 162H139ZM143 159V160H144ZM167 159L165 160V163L167 161ZM186 159V158H184ZM200 159V157H199ZM198 159V160H199ZM43 160V159H40ZM45 160V159H44ZM47 160V159H46ZM50 160V157H49ZM53 160V159H51ZM57 160V161H56ZM60 160V161H59ZM84 160V158L82 159ZM98 159H95V162ZM104 160V161H106ZM117 160V159H116ZM143 160L141 161V163L143 162ZM194 160V159H193ZM38 161V160H37ZM36 161V162H37ZM85 161V160H84ZM86 161L87 158H86ZM89 161H91V158L89 159ZM100 161V159H99ZM98 161V162H99ZM103 161V160H102ZM164 161V160H163ZM190 160H188L189 162ZM200 161V160H199ZM34 162V163H36ZM67 162V163H66ZM93 162V165L94 163ZM173 161L169 160V163H171ZM187 162V161H186ZM192 162V161H191ZM189 162V163H191ZM194 162V161H193ZM197 162V161H196ZM91 163V162H90ZM89 163V164H90ZM103 163V162H100ZM140 163V162H139ZM144 163H146V161L144 160ZM163 166H162V164ZM175 163V162H174ZM183 163V161H182ZM56 164V163H55ZM79 164V163H78ZM92 164V163H91ZM104 164V163H103ZM122 164V163H121ZM178 164V163H177ZM180 164V163H179ZM184 164V163H183ZM26 165V164H24ZM32 165V164H31ZM34 165V164H33ZM43 165V164H41ZM40 165V166H41ZM52 165V164H51ZM54 165V164H53ZM91 165V166H93ZM97 164H95L94 166H96ZM99 165V163H98ZM102 165V164H100ZM137 165V163H136ZM174 165V164H173ZM185 165V164H184ZM196 165V164H195ZM35 166V165H34ZM39 166V165H38ZM67 166V167H66ZM83 166V165H82ZM120 166V165H119ZM140 166V165H139ZM139 166H137L139 168ZM187 166V164H186ZM190 166V164H189ZM25 167V166H24ZM80 168H82L81 166H79ZM90 167V166H89ZM136 167L135 170H137L138 168ZM141 167H143L141 165ZM139 168L140 170L142 168ZM180 167V166H178ZM184 167V166H183ZM182 167V168H183ZM191 167V166H190ZM30 168V167H29ZM78 168V166H77ZM93 168V167H92ZM96 168V167H95ZM94 168V169H95ZM100 168V167H99ZM177 169V167H175ZM28 169V168H27ZM35 169V168H34ZM57 169V168H55ZM165 169V170H164ZM179 169V168H178ZM186 169V168H184ZM190 169V168H189ZM25 170V169H24ZM31 170V169H30ZM53 170V168L51 169ZM50 170V171H51ZM58 170V169H57ZM83 170V169H82ZM81 170V171H82ZM90 170V169H88ZM98 170V169H97ZM96 170V171H97ZM49 171V170H48ZM79 171V170H78ZM80 171V172H81ZM166 171V172H167ZM171 171V169H170ZM197 171V172H195ZM26 172V171H25ZM61 172V171H60ZM69 172H73V171H69ZM75 172V171H74ZM77 172V171H76ZM79 172V173H80ZM91 172V170H90ZM93 172V171H92ZM135 172V171H134ZM137 172V171H136ZM140 172V171H138ZM143 172V173H144ZM169 172V171H168ZM179 172V171H178ZM64 173V172H63ZM164 173V172H163ZM162 173V174H163ZM176 173V172H175ZM182 173V172H181ZM189 173V172H188ZM84 174V172H83ZM109 174V173H108ZM179 174V173H178ZM218 176H220V173L218 172ZM161 175V173H160ZM159 175V176H160ZM191 175V174H190ZM189 175V176H190ZM197 176V174H195ZM204 175V176H203ZM30 176V175H29ZM142 176V175H141ZM153 176V175H152ZM165 176L167 177V174H165ZM223 176V177H224ZM154 177V176H153ZM156 177H158V175H156ZM155 177V178H156ZM199 176H197L198 178ZM229 177V179H228ZM152 179V177H151ZM199 179V178H198ZM220 179V177H219ZM217 179V180H219ZM153 180V179H152ZM224 180V178H223ZM209 181V180H208ZM211 181V180H210ZM211 181V182H212ZM193 182V180H192ZM212 182V183H214ZM203 183V181H202ZM43 184V183H42ZM211 184V183H210ZM151 185V184H150ZM185 185V184H184ZM209 185V184H208ZM205 187V185H202ZM206 186H207V182H206ZM212 186V185H211ZM216 186V185H215ZM151 188V187H150ZM157 188V187H156ZM208 188V187H205ZM180 189V188H179ZM194 189V188H193ZM153 190V189H152ZM184 190V189H183ZM196 190V189H195ZM203 190V188H202ZM215 190V189H214ZM120 191V190H119ZM134 191V190H133ZM163 191V190H162ZM180 191V190H179ZM207 191V190H206ZM209 192V190L207 191ZM100 193V192H99ZM149 193V192H148ZM103 194V193H102ZM152 194V193H151ZM193 194V193H192ZM148 195V194H147ZM191 195V194H190ZM198 195V194H197ZM212 195V194H211ZM155 197V196H154ZM194 197V196H193ZM197 197V196H196ZM177 198V197H176ZM184 198V197H183ZM182 198V199H183ZM163 199V198H162ZM95 200V199H94ZM191 200V199H190ZM205 201V200H204ZM119 202V201H118ZM169 202V200H168ZM167 202V203H168ZM195 202V201H193ZM192 202V203H193ZM198 202V201H197ZM209 202V201H207ZM150 203V202H149ZM165 203V202H163ZM166 203V204H167ZM171 203V202H170ZM215 203V202H214ZM195 204V203H194ZM203 204V203H202ZM206 204V203H205ZM209 204V203H207ZM206 204V205H207ZM190 205V204H189ZM188 205V206H189ZM185 206V205H184ZM192 206V205H191ZM210 206V205H209ZM217 206V204H216ZM116 207V206H115ZM94 209V208H93ZM205 209V208H204ZM213 209V208H211ZM220 209V211H219ZM70 210V209H69ZM179 210V209H178ZM196 210V209H195ZM198 210V209H197ZM69 212V211H68ZM145 212V211H144ZM209 212V211H208ZM213 212V211H212ZM218 212V213H216ZM167 214V213H166ZM173 214V213H172ZM192 214V213H191ZM211 214V213H210ZM209 214V215H210ZM178 215V214H177ZM188 216V215H187ZM191 216V215H190ZM195 216V215H194ZM200 216V215H199ZM204 216V215H203ZM78 217V216H77ZM178 217V216H176ZM193 217V216H192ZM210 218L213 216H209ZM189 218V217H188ZM195 218V217H193ZM191 218V219H193ZM204 218V217H203ZM81 219V218H80ZM199 219V218H197ZM206 219V218H205ZM208 219V218H207ZM212 219V220H211ZM210 221H213L214 219H216L214 217L211 218ZM83 221L82 220H79ZM200 221V220H199ZM198 221V222H199ZM205 221V220H204ZM187 222V221H186ZM194 222V221H193ZM82 223V222H81ZM201 224V223H200ZM198 224V225H200ZM208 224V223H207ZM195 225V224H194ZM193 225V226H194ZM216 225V226H215ZM185 226V225H184ZM196 226V225H195ZM201 227L203 225H200ZM197 228V227H196ZM195 228V229H196ZM204 228V227H203ZM205 229V228H204ZM192 231V230H191ZM206 231H208L206 229ZM232 231L235 233L236 235V239L235 242L237 241V243L233 242L234 240H232V236L231 234ZM195 232V231H194ZM203 232V231H202ZM185 233V232H184ZM198 233V232H196ZM195 233V234H196ZM193 234V233H192ZM204 234V233H203ZM197 236V235H196ZM200 235H198L197 237L199 238ZM235 237V236H234ZM186 245V244H185ZM203 245V244H202ZM206 245V244H204ZM203 245V247H204ZM178 246V245H177ZM199 247V246H198ZM205 248V247H204ZM200 250V248H199ZM204 250V249H202ZM219 250V251H217ZM65 251V250H64ZM70 251L73 252L74 251V243L72 242L71 247H70ZM205 251V250H204ZM210 251V250H209ZM215 252H218V254H216ZM206 254V252H205ZM210 254V253H208ZM213 254V255H214ZM236 255V257H235ZM69 256V255H68ZM212 256V255H211ZM67 257V256H65ZM64 257V258H65ZM210 258V255L208 256ZM62 260V259H61ZM64 260V259H63ZM60 261V260H59ZM67 261V259L65 260ZM60 263V262H59ZM62 264V263H61ZM72 264V263H71Z\"/></svg>",
	"mask_w": 264,
	"mask_h": 264
}]
</instances>
